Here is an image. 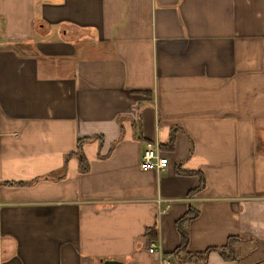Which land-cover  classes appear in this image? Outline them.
<instances>
[{
    "label": "crops",
    "instance_id": "crops-1",
    "mask_svg": "<svg viewBox=\"0 0 264 264\" xmlns=\"http://www.w3.org/2000/svg\"><path fill=\"white\" fill-rule=\"evenodd\" d=\"M161 258L264 264V0H0V264Z\"/></svg>",
    "mask_w": 264,
    "mask_h": 264
},
{
    "label": "trees",
    "instance_id": "trees-1",
    "mask_svg": "<svg viewBox=\"0 0 264 264\" xmlns=\"http://www.w3.org/2000/svg\"><path fill=\"white\" fill-rule=\"evenodd\" d=\"M196 213L197 212L195 210L190 209L176 222L177 229L181 235V242L180 245L172 252L174 260L178 263H191L196 261L203 263L208 253L211 251L218 252L220 256L225 260H234L235 250L233 248L231 240H229L227 245L223 247L209 248L201 253H191L186 251L188 236L187 231L185 230V228H183V224L189 219L193 218Z\"/></svg>",
    "mask_w": 264,
    "mask_h": 264
},
{
    "label": "built area",
    "instance_id": "built-area-1",
    "mask_svg": "<svg viewBox=\"0 0 264 264\" xmlns=\"http://www.w3.org/2000/svg\"><path fill=\"white\" fill-rule=\"evenodd\" d=\"M139 166L142 170L154 169L162 171L168 166V158L162 153L157 142H148L141 153ZM157 201L160 202L161 200L158 199ZM155 250L154 246L148 249L150 253H155ZM164 263L165 261L162 258L159 259V264Z\"/></svg>",
    "mask_w": 264,
    "mask_h": 264
},
{
    "label": "water",
    "instance_id": "water-1",
    "mask_svg": "<svg viewBox=\"0 0 264 264\" xmlns=\"http://www.w3.org/2000/svg\"><path fill=\"white\" fill-rule=\"evenodd\" d=\"M103 264H122L116 261H105Z\"/></svg>",
    "mask_w": 264,
    "mask_h": 264
},
{
    "label": "rangeland",
    "instance_id": "rangeland-1",
    "mask_svg": "<svg viewBox=\"0 0 264 264\" xmlns=\"http://www.w3.org/2000/svg\"><path fill=\"white\" fill-rule=\"evenodd\" d=\"M256 257H257V254L255 253L254 256L251 258V260H257V258H259V257H257V258H256ZM260 258H261V257H260ZM251 264H252V263H251Z\"/></svg>",
    "mask_w": 264,
    "mask_h": 264
}]
</instances>
